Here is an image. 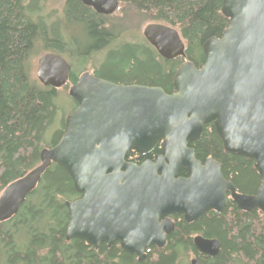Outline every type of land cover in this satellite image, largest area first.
<instances>
[{
  "label": "water",
  "instance_id": "obj_1",
  "mask_svg": "<svg viewBox=\"0 0 264 264\" xmlns=\"http://www.w3.org/2000/svg\"><path fill=\"white\" fill-rule=\"evenodd\" d=\"M102 16H112L119 0H78ZM230 26L220 39L203 45L205 65L186 62L178 70L175 92L118 85L89 73L69 90L76 109L68 116L59 143L45 149L41 164L0 195V224L15 217L52 166L71 177L81 199L67 202L66 239H80L99 250L119 243L144 262L152 247L163 249L175 230L172 216L193 223L208 211L221 213L229 199L241 211L264 214V0H223ZM145 40L165 60L186 59L179 32L150 24ZM72 66L56 54L38 59L36 76L45 87L63 88ZM213 124L228 155L255 162L262 179L255 196L238 193L213 159H196L191 144ZM162 144L156 161L128 162ZM188 177H180L182 172ZM197 251L216 257L219 240L198 235ZM190 264H202L193 259Z\"/></svg>",
  "mask_w": 264,
  "mask_h": 264
},
{
  "label": "trees",
  "instance_id": "obj_2",
  "mask_svg": "<svg viewBox=\"0 0 264 264\" xmlns=\"http://www.w3.org/2000/svg\"><path fill=\"white\" fill-rule=\"evenodd\" d=\"M222 7L223 0H119L116 13L107 17L78 0H0V195L41 164L45 149L59 143L68 117L50 145L46 135L66 100L76 109L69 90L82 74L118 85L161 88L171 95L182 65L188 61L201 69L203 45L220 39L230 26ZM150 24L176 29L186 59L165 60L145 39L139 40L137 29ZM107 52L117 57V65H101ZM47 53L72 66L61 89L45 87L37 79L35 61ZM190 147L203 164L209 159L221 164L223 176L238 193H258L262 179L255 162L228 155L213 124ZM161 154L162 144L148 156L131 151L127 161L140 165ZM180 177L188 175L183 171ZM81 198L68 173L52 165L19 213L0 224V264H190L192 259L202 264H264V214L241 211L231 199L221 213L208 211L193 223L182 215L170 217L175 230L166 247H152L140 263L118 243L96 250L80 239L67 241L66 203ZM198 235L220 241L216 257L197 251L193 240Z\"/></svg>",
  "mask_w": 264,
  "mask_h": 264
},
{
  "label": "rangeland",
  "instance_id": "obj_3",
  "mask_svg": "<svg viewBox=\"0 0 264 264\" xmlns=\"http://www.w3.org/2000/svg\"><path fill=\"white\" fill-rule=\"evenodd\" d=\"M145 27L146 26H140L137 29V32H138V35L137 36H138V39L139 40L140 39H145L144 36H143V31H144ZM129 39H135V37L134 38H129ZM110 52L113 53L114 51H110ZM110 52L105 53L103 55V57L100 59L102 66L105 65V64H108V66H111V67L117 65V57H116V59L115 58L112 59L110 57V54H111ZM37 64H38V59L35 61V69L36 70H37ZM65 102H66V105L63 108V110L58 114L56 123L48 131V133L46 135V143H47V145H50V143L52 142V138L54 136V133L57 132V131H59L61 129L63 121L71 114V112H73L72 110H73L74 104L69 99L66 100Z\"/></svg>",
  "mask_w": 264,
  "mask_h": 264
},
{
  "label": "flooded vegetation",
  "instance_id": "obj_4",
  "mask_svg": "<svg viewBox=\"0 0 264 264\" xmlns=\"http://www.w3.org/2000/svg\"><path fill=\"white\" fill-rule=\"evenodd\" d=\"M114 244H115V243H114ZM114 244H113V245H114ZM118 244H119V243H118Z\"/></svg>",
  "mask_w": 264,
  "mask_h": 264
}]
</instances>
